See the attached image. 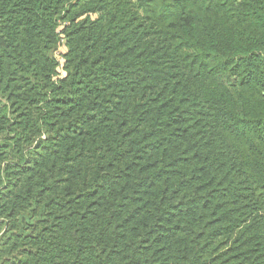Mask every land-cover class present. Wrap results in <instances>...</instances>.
I'll list each match as a JSON object with an SVG mask.
<instances>
[{
  "label": "trees",
  "instance_id": "trees-1",
  "mask_svg": "<svg viewBox=\"0 0 264 264\" xmlns=\"http://www.w3.org/2000/svg\"><path fill=\"white\" fill-rule=\"evenodd\" d=\"M0 264H264V0H0Z\"/></svg>",
  "mask_w": 264,
  "mask_h": 264
},
{
  "label": "rangeland",
  "instance_id": "rangeland-1",
  "mask_svg": "<svg viewBox=\"0 0 264 264\" xmlns=\"http://www.w3.org/2000/svg\"><path fill=\"white\" fill-rule=\"evenodd\" d=\"M64 50H65V49H64V47L62 46V47L60 48V50H59L60 52H59V51L57 52L58 57H61L62 52H64ZM61 73H62V72H61Z\"/></svg>",
  "mask_w": 264,
  "mask_h": 264
}]
</instances>
